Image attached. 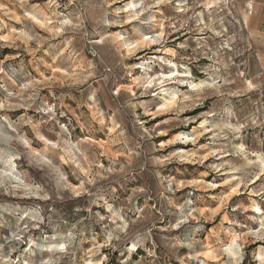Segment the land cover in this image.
<instances>
[{"label": "clouds", "instance_id": "9594fccd", "mask_svg": "<svg viewBox=\"0 0 264 264\" xmlns=\"http://www.w3.org/2000/svg\"><path fill=\"white\" fill-rule=\"evenodd\" d=\"M51 2L55 3V0ZM14 3L15 0H0V12L10 15L9 6ZM119 3H123V7H112L113 4ZM240 3H245V0H240ZM159 4L173 9L178 15L165 17L157 7ZM261 4H264V0H261ZM200 5L201 0H67L64 7L68 9V17L63 18L61 23L66 26L65 31L76 34L74 39L91 47L93 56L102 57L105 49L112 50L110 62L102 63L100 68H97L96 64L90 65V74L100 82V88L92 89L88 99L95 109L99 104L97 92L107 95L125 80L130 83L131 89L135 91L132 95H125L124 103L118 105L117 111L124 108L131 110L137 129L136 135L140 137L141 142L149 145L145 148L141 147V143H137V150L132 154L131 160H140L141 171L147 169L157 179L154 186L146 184L133 188L127 202L123 203L122 215L132 227L125 230L124 224L115 227L104 224L106 235L104 246L111 244L115 247L113 241H128L131 244L129 249L131 252L138 247H144L153 241L154 236L160 235L162 237L160 244L171 255H175L181 247L195 251L196 246L201 245V241L193 239V236L206 233L207 225L200 223L194 228L191 222L202 221L205 216L214 218L219 214L221 216L219 224L213 225L214 231L208 235L210 239L215 238L217 255L224 257L221 264H242L245 260V253L241 250L244 244L253 240L264 242V168L252 159V156L259 154L261 162L264 163V140L260 143L259 153L244 144L245 130L256 124L257 120L242 115L237 110L235 102L229 100L231 93L227 85L230 81L228 69L231 67V57L229 62H225L223 56L226 53L221 52V49H227L230 45L233 50L237 48L242 33L236 28V18L228 19L231 13L224 12L218 21L212 20L205 24L203 9L197 11ZM230 5L235 8V0H223V3H218L216 8L222 11ZM256 11L253 0H247L243 15L250 26L249 18L254 19ZM260 11L264 12V9ZM214 14H217L215 10L209 15ZM131 21L137 23L131 24ZM190 21L194 22V27L189 23ZM86 22L89 23L90 28L86 27ZM0 23L3 21L0 20ZM126 24L128 27H124ZM115 26H119L120 30L114 35L105 34ZM181 29L192 35L170 49L169 36L173 32H180ZM205 32H212L213 36L203 35ZM217 36L221 38L219 46L216 43ZM210 40L216 51L209 48ZM153 44L157 47L152 48ZM201 56H207L212 63L194 64V61ZM55 59H64V57L57 56ZM21 72H26V69L22 68ZM0 73L3 74L0 79L6 77L13 84H17L19 76L15 70L9 75L5 68L0 66ZM129 90V87L121 89L124 94ZM14 96L24 107L33 108L35 105L33 117L38 116L39 124L33 127L37 129L38 139L47 145L40 153L32 148L30 134L22 125L31 123L33 117L24 116L15 123H10V116H0V203H9L4 199L5 194L19 196L24 193L36 197L35 200L23 205L19 202H11L14 211L19 209L23 212V215H16L17 231L13 234V239L19 244L27 242L28 246L24 252L28 253L29 259L25 264H62L65 257L68 259L64 264H104L103 260L89 259L88 253H84L80 262L75 259V252L79 250L84 239L83 230L87 227V223L105 219L100 214V207L94 212L92 206L99 205L100 201H103L101 207L107 206L111 214L115 209L104 198L107 197L115 202V194L121 187L127 192L130 185L139 181L135 176L127 174L128 164L113 161L107 168L103 164H97L89 168L86 174L78 177L79 191L88 204V216L83 221L77 219L75 222H70L65 214L58 215L59 206L55 202L69 199L63 188L71 191L72 186L66 182L63 188L53 187L51 184L31 187L29 166H34L36 161L50 165L52 159L47 157L51 156L54 159L58 155L54 151L58 145L68 146L81 157L83 151L87 149L78 139L75 144L71 143L79 133L74 130L70 120L62 123L57 117L63 106V95L56 98L58 103L51 104L48 102L49 96L41 94L38 86L31 95L7 92L5 99H12ZM141 97L150 99L141 100ZM2 103L0 101V104ZM197 107L203 110L198 117L200 124L188 134L195 147L188 151L173 152L166 157L154 155L165 145H157L153 142V137L167 134L168 129L160 132L159 126L145 127L146 121L140 119L137 109H143V114L150 118L164 112L174 113V119L179 120L181 113ZM70 111L74 114L76 112L75 109ZM49 121L53 123L49 124ZM191 122V117L187 120H179L181 124ZM259 122L264 124V119ZM40 126H46L43 130L44 134H41ZM49 133H55L56 145L46 139ZM205 133H210V136H205ZM63 136H67V140L63 139ZM201 137H204L206 143H198ZM178 139L180 137L169 143H176ZM202 152L206 155H201ZM208 157H213L219 162L204 165ZM224 157L228 159L225 160ZM240 157H243V162H234L233 158ZM62 159L65 163L76 162L77 156L69 152ZM174 161L178 164L198 163L204 165L207 170L200 172L198 181L178 180L177 176L187 173L186 168L176 167L173 170L163 167ZM173 171L175 174H172ZM211 173H215L216 176L211 183H206L205 178ZM216 178H223L222 185L217 184ZM256 180H259L260 184L250 188L249 185H253ZM178 184L188 191H178ZM218 186L221 187V191L213 199L220 201L221 206L216 210L206 199V192ZM197 189L201 192H197ZM231 189H238V194L241 196L246 193L248 195L246 199L233 200L230 204L231 196H226V193ZM141 203L143 207H140ZM205 205H208L207 211L201 215ZM129 213L133 215L139 213V215L133 221ZM21 222H23L22 226ZM161 226H164L163 229L157 231ZM31 229L37 231L33 233ZM49 230L54 233L51 238L48 237ZM25 233H28L26 241L22 239ZM92 242L95 244V239ZM155 248L156 245L153 244L148 253L153 260L148 264H159L156 260ZM226 248L231 252H227ZM12 251H15V248ZM34 253L39 254L37 259H32ZM231 253H235V259ZM253 259L258 261V264H264V246L259 248ZM0 264H15V262L0 261ZM180 264H186V261L182 260Z\"/></svg>", "mask_w": 264, "mask_h": 264}, {"label": "rangeland", "instance_id": "374dc122", "mask_svg": "<svg viewBox=\"0 0 264 264\" xmlns=\"http://www.w3.org/2000/svg\"><path fill=\"white\" fill-rule=\"evenodd\" d=\"M66 3L67 0H55V3H52L51 0H15V3L9 6L10 15H4L0 12V20L3 21V23H0V66H3L9 75H12L15 70L19 76L17 80L18 86L6 77L0 79V85H2L0 87V101L3 102L0 104V116H10V123H15L24 116L33 117L35 105L33 108H27L18 103L15 96L12 99H5V97L7 92L31 95L32 91L40 86L41 94H47L49 96L48 102L51 104L58 103L56 98L63 95V106L57 113V117L62 123L70 120L74 130L79 133L71 143L75 144L78 139L83 142L84 147L87 149V151L81 149L83 151V157H81L79 153L68 146L58 145L54 149L58 155L54 159L51 156L47 157V159H52L50 165L46 162L36 161L34 166H29V178L32 181L31 187L51 184L53 187L63 188V185L67 182L72 186V190L68 191L67 188H63V192L69 199L55 202L59 206L57 214H65L70 222H75L77 219L83 221L88 216V204L86 198L82 197L79 191L80 181L78 177L86 174L89 168L97 164H103L105 168L109 167L113 161L128 164L129 171L127 174L135 176L139 183L130 185L127 192L121 187L115 194V202L107 197L104 198L115 209L111 214L107 206L101 207L103 201H100L99 205L92 206L94 212L97 207H100V214L105 219L100 222H86L87 227L83 230L84 239L79 246V250L75 252V259L80 262L84 253H88L89 259L103 260L104 264H148L149 261L153 260V257L149 256L148 253L152 245L155 244L156 260L159 264H165V262L180 264L182 260L186 261V264H221V260L224 257L217 255L215 238L212 237L210 239L208 235V233L214 231L213 225L219 224L221 219L219 214L214 218L205 216L202 221L194 220L191 222L194 228L200 223L207 225L206 233L193 236V239L201 241V245H197L195 251L187 247H181L175 255H171L160 244L162 239L160 235L154 236L153 241L144 247H138L131 252L129 251L131 244L128 241H113L112 244H115V247L111 244L104 246L106 239L104 224H111L114 227L124 224L125 230L132 227V225L127 224L122 215L121 208L123 203L127 202L133 188H139L146 184L154 186L157 179L147 169L141 171L139 167L140 160H131L132 154L137 150V143H141V147L145 148L149 145L141 142L140 137L136 135L137 129L131 110L124 108L117 111L118 105L124 103L125 95H132L135 91V89H131L130 83L125 80L124 83L113 88L107 95L97 92L99 104L95 109L91 106V101L88 97L92 89L100 88V82L95 80L93 74H90V65L96 64L97 68H100L102 63L110 62L112 60V50L105 49L102 57L99 55L93 56V50L89 45L74 39L76 35L74 32L65 31L66 26L61 21L63 18L68 17V9L64 7ZM218 3L222 4L223 0H201V5L197 8V11L199 12L203 9L205 24L210 23L212 20L218 21L224 12L231 13L227 17L228 19L236 18V28L242 33L237 48L233 50L230 45L227 49H221V52L226 53L223 56L225 62H229V57H231V67L228 69L230 81L227 85L231 93L229 100L235 102L237 110L242 115H247L257 120L256 124L245 130L243 142L253 151L259 153L261 151L260 143L264 140V124L259 122L264 119V115H262L264 114V12L260 11V9H264V4H261V0H253V5L257 11L254 19L249 18L251 20L250 26L243 15L247 0L243 4L240 3V0H235V8L230 5L229 8L222 11L216 8ZM112 7H123V3L113 4ZM157 7L160 12L164 13L165 17L178 15L166 5L159 4ZM214 10L217 14L209 15ZM157 17H159V13H157ZM130 23L136 24L137 21H131ZM189 23L193 27L195 26L194 22L190 21ZM86 27L90 28L88 22H86ZM124 27H128V25L126 24ZM119 30V26H115L105 34L114 35ZM191 35L192 33H185L183 29L180 32L171 33L168 47L171 49L174 45L187 40ZM203 35L211 37L213 33L205 32ZM95 38L99 39V37ZM220 39L219 36L216 37L217 46H219ZM70 41L71 43H69ZM151 47L156 48L157 45L153 44ZM209 48L216 51L211 40L209 41ZM147 50L146 48L145 51ZM137 54L139 55L140 53ZM57 56H62L64 59H55ZM211 63L212 61L207 56H201L197 61H194V64L208 65ZM22 68H25L26 72L22 73ZM2 75L0 73V76ZM124 87H129L130 89L127 94L121 91ZM140 99L150 98L141 97ZM70 109H75V114ZM155 110L154 108L153 111ZM202 111L200 107H197L181 113L179 120H187L191 117L192 122L188 124L179 123V120L174 119V113L164 112L161 115L150 118L143 114V109H137V115L141 120L146 121L145 127L159 126L160 132L168 129L167 134H158L153 137L154 143L165 145L154 155L166 157L173 152L188 151L195 147L191 143V137L188 134L200 124L198 117L202 114ZM114 112L116 113L115 115ZM60 113H63V115ZM165 121L168 123H165ZM51 123L53 121H49V124ZM38 124L39 118L37 116L33 117L31 123L24 124L22 127L28 130L34 151L40 153L47 145L37 137V129L33 125ZM45 127L40 126L41 134H44L43 130ZM205 136H210V133H205ZM176 137H180V139L176 140V143H169ZM62 138L67 140V136ZM185 138H187V142H185ZM46 139L50 140L54 145L57 144L55 133L47 134ZM198 143H206V140L201 137ZM234 143H239V141H234ZM69 152L77 156L76 162H64L62 157ZM201 155L206 154L202 152ZM223 159L227 160L228 157ZM252 159L261 168H264V166H261L259 154L252 156ZM233 160L234 162H243V157L233 158ZM212 162L218 163L219 161H216L213 157H208L205 159L204 165ZM204 165L198 163L178 164L174 161L172 164L163 167L173 170L176 167L186 168L188 170L187 173L183 176H177V179L192 182L198 181L200 172L207 170ZM74 169L75 171H73ZM172 174H175L174 171ZM215 176V173H211L205 178V182L211 183ZM216 182L218 185H222L223 178H216ZM259 184L260 181L256 180L249 187L252 188ZM177 189L178 191H188L187 188H183L180 184L177 185ZM220 191L221 187L218 186L208 189L206 192V199L211 202V207L216 210L220 209L221 204L220 201L213 198ZM197 192H201V190L197 189ZM229 195L231 196L229 200L231 204L233 200L246 199L248 194L241 196L238 194V189H231L226 193V196ZM4 199L9 203H0V261H14L15 264H25V261L29 259L28 253L24 252V249L28 246L27 242L19 244L13 239V234L17 231L16 215H23V212L19 211V209L14 211L11 202H19L23 205L35 200L36 197L35 195L28 196L21 193L19 196H7L5 194ZM140 199L142 200L143 198L141 197ZM80 201H83V203H77ZM143 206V203H141L140 207ZM207 207L208 205H205L202 208L201 215H204ZM129 215L135 221L139 213L135 215L129 213ZM22 224L23 222H21V226ZM163 227L161 226L157 231H161ZM36 231V229H31L33 233ZM53 235L54 233L49 230L48 237L51 238ZM27 238L28 233H25L22 239L26 241ZM94 239L96 241L95 244L92 242ZM261 246H264L262 241L253 240L245 243L243 249H241L245 253V260L242 264H258V261L253 259V256L259 251ZM13 248H15V251H12ZM94 249L98 250L94 251ZM226 251H228L227 248ZM38 256V253H34L32 259H37ZM67 259L68 257H65L62 264ZM233 259H235V256Z\"/></svg>", "mask_w": 264, "mask_h": 264}, {"label": "bare ground", "instance_id": "6f19581e", "mask_svg": "<svg viewBox=\"0 0 264 264\" xmlns=\"http://www.w3.org/2000/svg\"><path fill=\"white\" fill-rule=\"evenodd\" d=\"M261 166H264V163H262L261 162ZM227 252H231V250L230 249H228V251ZM232 254V256L234 257L235 256V253H231Z\"/></svg>", "mask_w": 264, "mask_h": 264}]
</instances>
